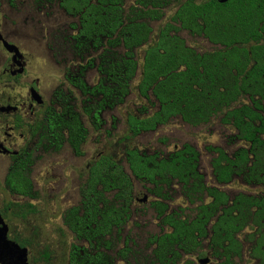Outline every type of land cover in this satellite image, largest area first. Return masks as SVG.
<instances>
[{
    "label": "trees",
    "instance_id": "trees-1",
    "mask_svg": "<svg viewBox=\"0 0 264 264\" xmlns=\"http://www.w3.org/2000/svg\"><path fill=\"white\" fill-rule=\"evenodd\" d=\"M129 1L63 0L67 13L80 17L76 42L106 48L99 68L102 79L90 90L96 101L88 114L99 123L106 107L124 104L138 72L136 53L147 47L138 92L148 101L153 97L159 110L145 119L129 117L128 133L117 145L166 127L174 119L194 128L219 119L236 131L233 143L248 147L232 157L222 149L211 150L217 154L212 162L216 182L230 185L239 180L264 190V0H134L127 9ZM174 4L180 6L171 23L150 44V23L161 21ZM181 31L202 37L218 49L200 54L187 47L178 36ZM60 120L68 130L67 142L79 156L87 131L74 114L70 120ZM58 129L55 137L64 142L63 129ZM124 156L119 160L102 155L93 162L81 188V206L65 213V226L77 241L89 246L75 248L70 264H112L101 250L112 249L108 238L130 219L132 176L152 186L158 196L178 184L185 199L197 205L194 217H185L180 212L166 215V205L154 204L163 226L170 230L155 239L158 264H181L184 257L198 254L206 240L221 264H237L246 245L253 263L264 264V193H240L230 199L207 187L198 171L200 155L189 144L166 157L127 148ZM23 188L18 184L16 192L26 194ZM206 198L211 202L207 204ZM30 207L20 212L31 213ZM127 252L125 248L118 254L126 260ZM42 257L48 262L51 253L46 249Z\"/></svg>",
    "mask_w": 264,
    "mask_h": 264
},
{
    "label": "rangeland",
    "instance_id": "rangeland-1",
    "mask_svg": "<svg viewBox=\"0 0 264 264\" xmlns=\"http://www.w3.org/2000/svg\"><path fill=\"white\" fill-rule=\"evenodd\" d=\"M18 1L29 4L30 9L24 15H18V29L15 32L17 38L14 36L13 40L24 45L28 53L32 51L39 55L34 71L40 72V75L43 71L45 72L49 100H53V95L58 89L72 94L77 101L78 111L87 131L86 141L81 148V157L75 155L74 150L66 145L60 153L52 152L47 155L35 169L33 181L39 201L34 200L31 203L40 209V215L29 220L34 230L33 237L29 234L25 235L31 237L34 243L29 249V264H70L71 253L75 248H89L86 242L77 241L73 233L65 226L64 215L67 211L80 206L81 188L87 180L90 164L102 154L116 156L119 160H123L124 150L127 148L138 149L140 152L149 154L168 155L190 144L200 153L199 172L204 176L208 187L218 188L231 199L240 193L247 195L264 193L263 189L247 186L239 180L228 186L216 183L212 170L215 154L209 148L224 149L232 156L237 149L248 147L242 143H231L230 138L235 135V130L224 126L219 119L198 128L190 127L180 119H176L168 126L160 127L156 132L143 133L135 140L118 146L119 141L128 133L129 117L135 116L139 119L150 117L159 108L153 97L148 101L138 92L144 49L136 53L138 72L124 104L114 108L106 107L100 114V122L96 123L87 111L96 101V98L90 94V90L97 87L102 79L99 68L106 48L97 50L91 44L84 47L76 42L74 37L77 36V31L73 29V26L78 24V19L64 12L60 8L59 0ZM134 2V0L129 1L127 9L134 5ZM179 6L180 4L170 6L166 9L161 21L150 23L153 30L150 44L155 43L161 28L171 23ZM179 36L185 41L187 47L200 54L218 49L206 39L192 36L188 32L181 31ZM65 69H70L72 75L77 77L76 86L65 80ZM124 167L131 175L126 163ZM132 181L134 204L130 219L119 233L115 232L113 237L108 238L113 244L112 249L101 251L110 257L112 264H158L154 257L155 239L170 230L163 226L160 213L154 204L166 205L168 207L166 215L180 212L185 217H194L193 210L197 205H191L185 199L178 185H174L168 191H164L163 195L158 196L154 193L152 186L138 181L133 176ZM145 196L147 202L142 203ZM209 202L211 200L206 199V203ZM13 225L19 226L15 221ZM244 239L242 237V240ZM125 248L128 250L126 260L118 254ZM46 249L51 253L48 262L42 257ZM205 258L210 259L209 264H221L213 258L208 240L203 243L198 254L184 257L181 264H186L188 261L199 264V261ZM236 263L254 264L250 259L247 245L242 259H237Z\"/></svg>",
    "mask_w": 264,
    "mask_h": 264
},
{
    "label": "flooded vegetation",
    "instance_id": "flooded-vegetation-1",
    "mask_svg": "<svg viewBox=\"0 0 264 264\" xmlns=\"http://www.w3.org/2000/svg\"><path fill=\"white\" fill-rule=\"evenodd\" d=\"M59 2L60 8L67 15L78 19V24L73 26V29L77 31L78 36L80 30V17L68 14L63 7V0H59ZM29 9V4L24 1L0 0V220H2L8 228V241L18 245L22 249L28 250V264L29 249L34 245L33 239L31 238L33 237L32 232H34V230H32L33 226L29 224V220L40 215V209L31 203V201L34 200L39 201L33 181L35 169L47 155L52 152L60 153L66 145L70 146L74 150L75 155H77L75 149L67 142L68 130L64 128L65 123L60 119H63L64 121L70 120L71 115L74 114L77 116L81 126L84 127L82 116L78 111L77 101H75L72 94H67L61 89H58L53 95V100H49L47 95L48 92L46 90L48 84L45 72L43 71L42 75H40V72L34 71L37 67V59L39 58V55L32 51L30 52L29 50L30 53H28L25 50L24 45L13 40L15 32L18 29V15H24ZM146 48L147 47L143 48L144 51ZM65 80L74 86L78 83L77 77L72 75L70 69H65ZM61 128L63 129L62 133L65 138L64 142L57 140L55 137L56 130H60ZM236 134L235 131V135ZM232 137L230 138L231 143H233ZM234 143L238 144V141ZM82 146L83 145L80 147V155L78 157L82 156ZM242 148H245V146ZM181 149H176L175 151ZM212 149L221 148H209L210 151ZM237 151L238 149L233 155ZM155 154H160L164 157L169 155H164L162 153ZM214 154L216 158L217 154ZM100 156L92 161L91 164ZM26 179L29 181V184L25 185ZM18 184H21L24 187L23 190H25L26 194H19L16 192ZM146 202L147 197L145 196L142 203ZM30 205L32 206V208L30 207L29 209L31 213L23 215L24 213L20 212V210H25ZM14 221L17 222L19 226H14ZM28 234L31 237L25 236ZM0 244H2V242ZM21 244L26 245L22 246ZM205 259L209 260V264L210 259ZM14 261L15 259L12 258V256H0V264H14Z\"/></svg>",
    "mask_w": 264,
    "mask_h": 264
},
{
    "label": "water",
    "instance_id": "water-1",
    "mask_svg": "<svg viewBox=\"0 0 264 264\" xmlns=\"http://www.w3.org/2000/svg\"><path fill=\"white\" fill-rule=\"evenodd\" d=\"M228 0H220V3H226ZM8 228L2 220H0V256L15 259L14 264H28V250L22 249L18 245L11 243L7 239ZM209 260L200 261V264H208Z\"/></svg>",
    "mask_w": 264,
    "mask_h": 264
}]
</instances>
